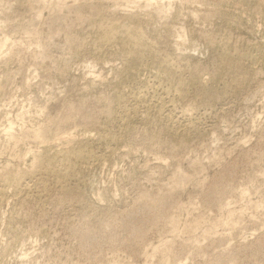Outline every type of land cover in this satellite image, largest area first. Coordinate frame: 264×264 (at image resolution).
Masks as SVG:
<instances>
[{"label": "rangeland", "instance_id": "374dc122", "mask_svg": "<svg viewBox=\"0 0 264 264\" xmlns=\"http://www.w3.org/2000/svg\"><path fill=\"white\" fill-rule=\"evenodd\" d=\"M59 1L0 0V264H264V0Z\"/></svg>", "mask_w": 264, "mask_h": 264}, {"label": "bare ground", "instance_id": "6f19581e", "mask_svg": "<svg viewBox=\"0 0 264 264\" xmlns=\"http://www.w3.org/2000/svg\"><path fill=\"white\" fill-rule=\"evenodd\" d=\"M45 1V0H44ZM47 1V0H46ZM56 2H57V0H55ZM124 1V0H123ZM127 1V0H126ZM125 1V2H126ZM128 1H131V2H133L134 3V5H135V2H137V1H139V2H141V0H128ZM146 2L145 3H147V4H149L150 2L152 3L153 1L155 2V0H145ZM163 1V0H162ZM169 1V0H168ZM58 2L59 3H62V2H60L59 0H58ZM57 2V3H58ZM77 2V1H76ZM153 2V3H154ZM170 2V1H169ZM168 2V3H169ZM50 3V2H49ZM130 3V2H129ZM64 4V3H63ZM168 5V4H167ZM146 7H148V5H145ZM131 7V6H130ZM149 7H150V5H149ZM56 8V7H55ZM58 9H59V7H57ZM61 9V8H60ZM170 8H168V10H169ZM171 10V9H170ZM160 12L161 13H163V14H165L166 15V13H167V10H165V9H162V10H160ZM42 13H40L39 15H41ZM159 15V14H158ZM164 15V16H165ZM3 24V23H2ZM106 27V26H105ZM103 29H105L104 27H103ZM108 29H110V28H108ZM106 30H107V28H106ZM104 31V30H103ZM126 31H128V30H126ZM113 33H114V31H113ZM127 33V32H126ZM106 34V33H105ZM184 34V33H183ZM5 37V36H4ZM105 37V36H104ZM112 37H113V35H112ZM130 37V36H129ZM128 37V38H129ZM7 39V38H6ZM5 38H4V40H6ZM113 39V38H112ZM183 39H184V36H183ZM186 39V38H185ZM8 41V40H7ZM136 41V40H135ZM134 41V42H135ZM7 43V42H6ZM3 46H5V43H3L2 44ZM1 49V48H0ZM8 80V79H7ZM108 112V111H107ZM17 120V119H16ZM8 122V121H7ZM10 122V121H9ZM10 124V125H9ZM9 124H7V125H9V126H11V125H13L12 123H9ZM12 127H14V126H11L9 129L11 130L12 129ZM38 128V127H37ZM9 129H7V130H9ZM6 131V130H5ZM5 131H4V133H5ZM12 132V130L11 131H9V134ZM42 132V131H41ZM8 133V132H7ZM34 134V133H33ZM36 134H39V133H36ZM36 134L34 135L36 138H38L37 136H36ZM40 135V134H39ZM38 135V136H39ZM13 136V135H12ZM10 137V138H13V137ZM40 138H41V135H40ZM15 141V140H14ZM65 142V141H64ZM67 142V141H66ZM35 158V157H34ZM34 160V159H33ZM182 175V174H181ZM185 176V175H184ZM183 178V177H182ZM186 178V177H185ZM175 179V178H174ZM174 182V181H173ZM183 185V184H182ZM198 223V222H197Z\"/></svg>", "mask_w": 264, "mask_h": 264}]
</instances>
